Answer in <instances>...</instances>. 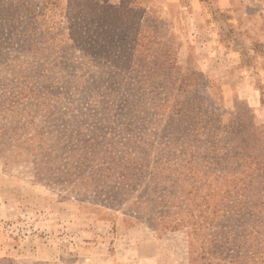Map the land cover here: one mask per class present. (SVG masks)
Returning a JSON list of instances; mask_svg holds the SVG:
<instances>
[{
  "label": "trees",
  "instance_id": "16d2710c",
  "mask_svg": "<svg viewBox=\"0 0 264 264\" xmlns=\"http://www.w3.org/2000/svg\"><path fill=\"white\" fill-rule=\"evenodd\" d=\"M94 5L91 12L92 6L81 4L55 14L56 0H0V159L27 163L39 181L89 191L114 206L129 201L128 210L154 227L189 209L184 201L199 196L200 212L211 206V193L193 188L200 164L220 167L224 175L234 170L231 176H241L203 216L212 228L202 264H264V156L256 153L263 134L252 138L240 115L228 123L217 120L186 89L200 80L197 73H179L175 60L125 56L146 46L138 37L142 24L135 29L129 11ZM86 11L105 25L133 30L116 40L123 60L106 59L108 73L93 78L94 92L77 86L51 97L44 74L22 71L20 58L32 54L43 66V32L50 34L48 57L58 34L69 36L74 26L89 30ZM13 60L19 65L12 66Z\"/></svg>",
  "mask_w": 264,
  "mask_h": 264
},
{
  "label": "rangeland",
  "instance_id": "374dc122",
  "mask_svg": "<svg viewBox=\"0 0 264 264\" xmlns=\"http://www.w3.org/2000/svg\"><path fill=\"white\" fill-rule=\"evenodd\" d=\"M56 1L55 14L81 4L92 6L90 12L94 4L131 12L134 28L142 24L138 37L146 46L125 56L170 58L179 73L196 72L200 80L186 89L222 124L240 115L255 134L252 138L261 132L256 153L264 156V0ZM98 17L89 14L88 31L74 26L69 36L70 31L58 34L48 57L50 34L43 32L38 56L43 66L27 54L20 58L21 70L43 73L51 97L66 96L77 86L86 94L94 92L93 78L108 73L102 66L106 59L114 64L123 60L122 44L116 40L133 31L126 25L120 29L105 25ZM147 38L153 42L145 43ZM10 63L16 66L17 61ZM203 164L197 168L193 188L198 194L209 191L212 206L241 173L231 176L232 170L224 175L218 172L220 167L212 171ZM192 182L188 180L186 190ZM184 193L182 197L187 196ZM198 197L182 202L189 209L154 227L128 210L129 201L114 206L92 192L39 181L27 163L5 165L0 159V264H202L205 235L212 228V223H203V216L209 215L211 206L200 212L204 205ZM215 218L222 219L216 213Z\"/></svg>",
  "mask_w": 264,
  "mask_h": 264
}]
</instances>
